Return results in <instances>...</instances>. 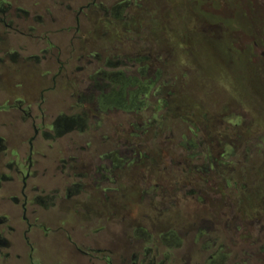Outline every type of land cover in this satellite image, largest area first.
Here are the masks:
<instances>
[{
  "label": "flooded vegetation",
  "instance_id": "1",
  "mask_svg": "<svg viewBox=\"0 0 264 264\" xmlns=\"http://www.w3.org/2000/svg\"><path fill=\"white\" fill-rule=\"evenodd\" d=\"M159 1L0 0V264H264V137L180 100Z\"/></svg>",
  "mask_w": 264,
  "mask_h": 264
},
{
  "label": "rangeland",
  "instance_id": "2",
  "mask_svg": "<svg viewBox=\"0 0 264 264\" xmlns=\"http://www.w3.org/2000/svg\"><path fill=\"white\" fill-rule=\"evenodd\" d=\"M159 2L177 58L190 68L180 100L190 99L198 111L224 105V115H240L243 130L264 137V0ZM263 159L254 160L260 166ZM60 244L48 238L38 254L66 260Z\"/></svg>",
  "mask_w": 264,
  "mask_h": 264
}]
</instances>
